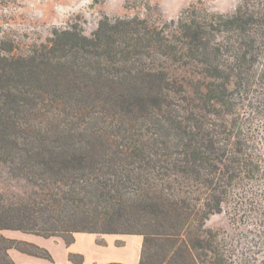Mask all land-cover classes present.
<instances>
[{
	"label": "trees",
	"instance_id": "1",
	"mask_svg": "<svg viewBox=\"0 0 264 264\" xmlns=\"http://www.w3.org/2000/svg\"><path fill=\"white\" fill-rule=\"evenodd\" d=\"M13 44L0 42V231L138 234V264H250L206 220L244 192L264 214V143L243 104L258 93L264 139V0ZM10 249L52 259L0 232V264H17Z\"/></svg>",
	"mask_w": 264,
	"mask_h": 264
},
{
	"label": "rangeland",
	"instance_id": "2",
	"mask_svg": "<svg viewBox=\"0 0 264 264\" xmlns=\"http://www.w3.org/2000/svg\"><path fill=\"white\" fill-rule=\"evenodd\" d=\"M192 2H200L214 11L232 12L238 0H0V42L11 41L16 53H25L31 46L45 42L55 27L67 28L74 23L89 35L104 15L115 17L138 14L151 21L161 22L177 18L180 10ZM256 95L258 93L252 91L243 100L246 110L244 118L254 134L253 140L257 142L260 139L261 146L264 143L262 123L257 114L250 112H257L258 105H262L259 96L261 103L255 99ZM244 193L224 203L221 213L210 215L206 226L219 230L227 243L237 248L239 259L247 257L250 264H264L263 210L255 211L251 192ZM2 231L7 237L33 242L47 249L52 259L37 257L38 264H91L115 258L130 260L132 255L139 253L138 234L77 232L74 241L66 245L60 237L45 238L18 230ZM18 253L19 256L14 259L17 264H30L26 260L28 255ZM70 254L73 255L72 259L80 254L81 263L69 260Z\"/></svg>",
	"mask_w": 264,
	"mask_h": 264
},
{
	"label": "crops",
	"instance_id": "3",
	"mask_svg": "<svg viewBox=\"0 0 264 264\" xmlns=\"http://www.w3.org/2000/svg\"><path fill=\"white\" fill-rule=\"evenodd\" d=\"M3 235H5V236H7L6 234H5V232H3V231H0ZM137 234H135V236H136ZM141 235H137L136 236V238H137V244H138V247H139V253L136 255H132L131 256V258H130V260H124V259H122V258H115V259H112V260H110V259H107V260H99V261H96V262H92L91 264H99V263H105V262H110V261H118V262H123V263H125V264H138V262H139V257H140V251H141V245H142V240H141ZM53 238H56V237H53ZM27 240H31V239H27ZM19 251H17L16 249H10L9 250V253H10V255L12 256V258L13 259H16L19 255V253H18ZM22 253V252H21ZM23 254H25V253H23ZM26 255H28V254H26ZM29 256V258H27L26 260L28 261V262H30V264H38L37 262H36V259L35 258H37V257H35V256H31V255H28Z\"/></svg>",
	"mask_w": 264,
	"mask_h": 264
}]
</instances>
